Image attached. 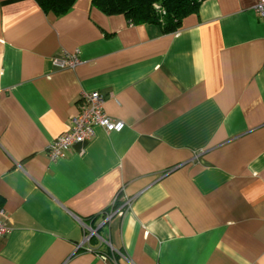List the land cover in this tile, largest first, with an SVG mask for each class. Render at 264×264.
Masks as SVG:
<instances>
[{"label": "crops", "instance_id": "crops-1", "mask_svg": "<svg viewBox=\"0 0 264 264\" xmlns=\"http://www.w3.org/2000/svg\"><path fill=\"white\" fill-rule=\"evenodd\" d=\"M256 2L203 0L166 33L91 0H0V264H264ZM63 51L81 63L55 67ZM91 91L123 128L51 160Z\"/></svg>", "mask_w": 264, "mask_h": 264}, {"label": "built area", "instance_id": "built-area-1", "mask_svg": "<svg viewBox=\"0 0 264 264\" xmlns=\"http://www.w3.org/2000/svg\"><path fill=\"white\" fill-rule=\"evenodd\" d=\"M255 12L259 17H264V0H257L254 6ZM52 63L58 68H74L81 63L77 51L67 52L63 51L59 55L52 58ZM82 103L78 111L71 118V126L68 130L54 138L47 145V154L51 160H56L64 156L66 150L71 149L77 144H82L91 139L94 135L96 126L104 128L106 131H119L124 124L121 121L112 119L104 111L103 104L105 102L104 96L98 91L83 92ZM130 201H127L124 206L129 207ZM114 211V209H111ZM122 212V208H117L115 212ZM5 217V211L0 208V237L8 233L9 227L5 224L2 218ZM89 232L85 238L95 234V230L90 226L85 225Z\"/></svg>", "mask_w": 264, "mask_h": 264}, {"label": "trees", "instance_id": "trees-1", "mask_svg": "<svg viewBox=\"0 0 264 264\" xmlns=\"http://www.w3.org/2000/svg\"><path fill=\"white\" fill-rule=\"evenodd\" d=\"M45 12L65 13L75 0H35ZM203 0H91L105 14H122L135 24H153L174 32L183 18L198 11Z\"/></svg>", "mask_w": 264, "mask_h": 264}]
</instances>
